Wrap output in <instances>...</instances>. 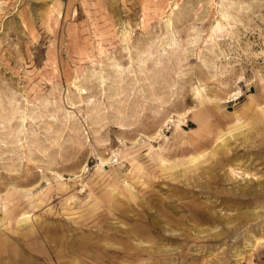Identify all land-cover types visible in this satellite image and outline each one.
<instances>
[{
	"label": "rangeland",
	"instance_id": "1",
	"mask_svg": "<svg viewBox=\"0 0 264 264\" xmlns=\"http://www.w3.org/2000/svg\"><path fill=\"white\" fill-rule=\"evenodd\" d=\"M0 261L264 264V0H0Z\"/></svg>",
	"mask_w": 264,
	"mask_h": 264
},
{
	"label": "crops",
	"instance_id": "2",
	"mask_svg": "<svg viewBox=\"0 0 264 264\" xmlns=\"http://www.w3.org/2000/svg\"><path fill=\"white\" fill-rule=\"evenodd\" d=\"M0 264H2V262L0 261Z\"/></svg>",
	"mask_w": 264,
	"mask_h": 264
},
{
	"label": "bare ground",
	"instance_id": "3",
	"mask_svg": "<svg viewBox=\"0 0 264 264\" xmlns=\"http://www.w3.org/2000/svg\"><path fill=\"white\" fill-rule=\"evenodd\" d=\"M241 123V122H240ZM239 125H241V124H239Z\"/></svg>",
	"mask_w": 264,
	"mask_h": 264
}]
</instances>
